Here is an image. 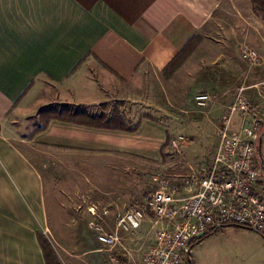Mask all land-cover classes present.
Wrapping results in <instances>:
<instances>
[{"label":"crops","instance_id":"0c3cea01","mask_svg":"<svg viewBox=\"0 0 264 264\" xmlns=\"http://www.w3.org/2000/svg\"><path fill=\"white\" fill-rule=\"evenodd\" d=\"M244 1L0 0V264H47L40 238L72 231L59 209L78 205L49 194L46 151L164 166L168 125L142 118L115 128L111 102L162 73L194 37L218 31L228 10L240 15ZM156 230L148 213L138 232L152 246ZM130 236L122 233L125 245Z\"/></svg>","mask_w":264,"mask_h":264},{"label":"rangeland","instance_id":"374dc122","mask_svg":"<svg viewBox=\"0 0 264 264\" xmlns=\"http://www.w3.org/2000/svg\"><path fill=\"white\" fill-rule=\"evenodd\" d=\"M242 3L246 10L240 11V15L228 10L219 21L221 28L200 39L194 53L173 74L166 69L162 73L151 72L130 86L122 101L111 102V115L117 111L125 126L132 120L149 116L167 124L173 138H186L187 143L179 149L168 147L164 166L144 161L136 163L122 157L42 152L40 163L49 194L60 203L78 205L59 209L60 222H74L71 233H62L60 240L46 238L64 264H114L111 257L122 253L109 251L98 242L89 227L95 216L103 217L104 212L109 211L106 225L113 227L119 214L145 206L157 186L156 178L171 180L185 195L184 188L197 177L199 165L212 159L217 146L216 130L239 90L245 88L244 95L257 108L261 107L264 101V16L258 13L252 0ZM257 26L263 27L261 32L247 31V27ZM244 47L257 51V64L245 61ZM201 93L211 97L205 108L195 102V97ZM50 211L55 214L52 204ZM230 228L216 239L193 248L192 263L264 264V232ZM126 241L135 259L132 264H144L143 255L152 244L149 236L138 232Z\"/></svg>","mask_w":264,"mask_h":264},{"label":"built area","instance_id":"2783aa9c","mask_svg":"<svg viewBox=\"0 0 264 264\" xmlns=\"http://www.w3.org/2000/svg\"><path fill=\"white\" fill-rule=\"evenodd\" d=\"M242 56L251 65L259 61L254 49L244 47ZM241 88L216 130L217 146L211 160L202 162L197 177L181 194L178 185L156 178V188L143 208H130L119 214L113 227L104 217H96L89 227L98 242L109 251L114 264H132L135 259L125 245L122 233L135 235L148 213L157 227L155 242L146 251L144 264H187L191 245L214 229L238 225L264 232V177L256 159L260 134L264 131V101L257 108ZM211 97H195L198 107L209 105ZM236 119H239V122ZM187 140L178 136L170 147L179 149ZM108 212H104V216Z\"/></svg>","mask_w":264,"mask_h":264},{"label":"trees","instance_id":"16d2710c","mask_svg":"<svg viewBox=\"0 0 264 264\" xmlns=\"http://www.w3.org/2000/svg\"><path fill=\"white\" fill-rule=\"evenodd\" d=\"M254 2V4L256 5V9L258 11V13H260L261 15L264 16V0H252ZM199 36L194 37L190 43L179 53V55L170 63V65L166 68V72L173 74L176 70H178L182 64L184 63V61H186V59L191 56V54L194 53L195 49L198 47L199 44ZM115 114V115H114ZM112 116V118L110 119V123L111 125H113L115 128H124V123L123 120H121V117L119 115V113L117 111H115ZM145 118H153V117H145ZM119 125V126H118ZM131 131H134V129H129ZM228 226H233V227H237V228H242V229H247V227L244 226H238V225H228ZM228 226H222V227H228ZM249 229V228H248ZM214 231H212L211 233L205 235L204 237H202L199 241L193 243L191 245V250L198 244L200 243L202 240H204L206 237H208L210 234H212ZM41 245L42 248L44 250V255L47 261V264H61L56 256V253L54 251V249L52 248L51 244H49L46 240V237L42 236L41 238ZM187 264H193L190 256L188 257V261Z\"/></svg>","mask_w":264,"mask_h":264},{"label":"flooded vegetation","instance_id":"af4514ba","mask_svg":"<svg viewBox=\"0 0 264 264\" xmlns=\"http://www.w3.org/2000/svg\"><path fill=\"white\" fill-rule=\"evenodd\" d=\"M264 131L260 134L257 149L256 159L261 175L264 177Z\"/></svg>","mask_w":264,"mask_h":264},{"label":"water","instance_id":"95a60500","mask_svg":"<svg viewBox=\"0 0 264 264\" xmlns=\"http://www.w3.org/2000/svg\"><path fill=\"white\" fill-rule=\"evenodd\" d=\"M263 135H264V133H263Z\"/></svg>","mask_w":264,"mask_h":264}]
</instances>
